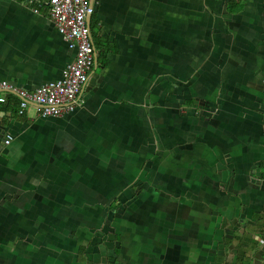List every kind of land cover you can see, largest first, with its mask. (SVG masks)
I'll list each match as a JSON object with an SVG mask.
<instances>
[{
  "label": "crops",
  "instance_id": "obj_1",
  "mask_svg": "<svg viewBox=\"0 0 264 264\" xmlns=\"http://www.w3.org/2000/svg\"><path fill=\"white\" fill-rule=\"evenodd\" d=\"M47 2L0 0V82L33 89L74 60ZM94 5L88 20L100 45L92 34L97 60L79 107L46 117L29 105L20 114L0 91V264L255 258L264 0ZM95 205L110 209L108 221ZM105 222L114 241L98 230Z\"/></svg>",
  "mask_w": 264,
  "mask_h": 264
},
{
  "label": "built area",
  "instance_id": "obj_2",
  "mask_svg": "<svg viewBox=\"0 0 264 264\" xmlns=\"http://www.w3.org/2000/svg\"><path fill=\"white\" fill-rule=\"evenodd\" d=\"M46 4L59 33L75 50L74 60L56 80L33 89L1 81L0 91L18 96L20 114H24L29 105H36L43 116H63L82 104L79 96L93 71L96 52L88 16L95 12V5L94 0H48ZM6 100L3 93L0 102ZM11 140L13 135L7 134L6 143Z\"/></svg>",
  "mask_w": 264,
  "mask_h": 264
},
{
  "label": "rangeland",
  "instance_id": "obj_3",
  "mask_svg": "<svg viewBox=\"0 0 264 264\" xmlns=\"http://www.w3.org/2000/svg\"><path fill=\"white\" fill-rule=\"evenodd\" d=\"M95 206H97V205H95ZM97 207H99V206H97ZM101 208H102V210H100V207H99V212H98V215L100 216V218H101V216H102V214H103V218H104V220H106V221H108V219L111 217V215H113L111 212H110V209H107V208H105V210H104V207L103 206H101ZM121 213V211L118 213V214H120ZM126 212L124 211L123 213H122V215L124 214V215H127V214H125ZM117 214V215H118ZM121 217V216H120ZM108 218V219H107ZM116 218H119V216L118 217H115V219ZM219 222H222V219H219ZM256 222H257V220H256ZM101 224V223H100ZM259 224H261V223H259ZM108 226V225H106V222L104 223V225L100 228V229H98L103 235H108L111 239H109L108 241H114L113 240V238L115 239V237L114 236H116V233L114 232V231H110L109 233H108V231H105V228ZM94 229H96V228H94ZM93 229V230H94ZM238 230H240V232L241 233H245V227H240ZM256 231V237H257V249H256V256H255V258H254V260H253V258H252V260L253 261H250L248 264H256V262H257V259H258V262H257V264H264V225H262V226H260V227H256V229H255ZM87 231L88 230H86L85 231V233H83V236H85V235H87V236H89V234L92 232L90 229H89V233H87ZM97 231V230H96ZM78 232H79V229H77V228H70V229H68V234H70V235H72V237H79V236H81V233L80 234H78ZM87 233V234H86ZM96 233V232H95ZM101 233H99V234H101ZM97 235V234H96ZM107 237V236H106Z\"/></svg>",
  "mask_w": 264,
  "mask_h": 264
},
{
  "label": "trees",
  "instance_id": "obj_4",
  "mask_svg": "<svg viewBox=\"0 0 264 264\" xmlns=\"http://www.w3.org/2000/svg\"><path fill=\"white\" fill-rule=\"evenodd\" d=\"M94 26H96V23L95 21L92 23V27L94 28ZM92 34L93 36L95 35L94 31L92 30ZM96 41H97V46H99V40L98 38L96 37V35L94 36ZM94 43V42H93ZM95 46V45H94ZM95 51H96V48H95ZM8 100H9V104L13 107H17L19 105V98H17L15 95L11 94V93H8ZM257 242L255 241V245H254V248L257 249ZM253 248V249H254ZM255 249V250H256ZM255 253V251H253V254ZM251 255H248V256H245V252L242 254V255H239V258H238V261L236 262V264H248L250 261H253L252 258L250 257ZM253 257V256H252Z\"/></svg>",
  "mask_w": 264,
  "mask_h": 264
},
{
  "label": "water",
  "instance_id": "obj_5",
  "mask_svg": "<svg viewBox=\"0 0 264 264\" xmlns=\"http://www.w3.org/2000/svg\"><path fill=\"white\" fill-rule=\"evenodd\" d=\"M89 19V18H88ZM88 23H89V20H88ZM89 26H90V28H92L91 27V22L89 23ZM96 60H97V56H96V54H95V64H96ZM95 64H94V67H95Z\"/></svg>",
  "mask_w": 264,
  "mask_h": 264
},
{
  "label": "bare ground",
  "instance_id": "obj_6",
  "mask_svg": "<svg viewBox=\"0 0 264 264\" xmlns=\"http://www.w3.org/2000/svg\"><path fill=\"white\" fill-rule=\"evenodd\" d=\"M94 47H95V46H94ZM95 52H96V51H95ZM69 64H70V63H69ZM69 64H68V65H69Z\"/></svg>",
  "mask_w": 264,
  "mask_h": 264
}]
</instances>
